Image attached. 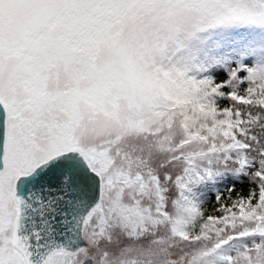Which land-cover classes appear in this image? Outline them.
Instances as JSON below:
<instances>
[{
	"label": "snow or ice",
	"instance_id": "6c2138e0",
	"mask_svg": "<svg viewBox=\"0 0 264 264\" xmlns=\"http://www.w3.org/2000/svg\"><path fill=\"white\" fill-rule=\"evenodd\" d=\"M155 6L0 0V264H264V69L153 71Z\"/></svg>",
	"mask_w": 264,
	"mask_h": 264
},
{
	"label": "rangeland",
	"instance_id": "374dc122",
	"mask_svg": "<svg viewBox=\"0 0 264 264\" xmlns=\"http://www.w3.org/2000/svg\"><path fill=\"white\" fill-rule=\"evenodd\" d=\"M153 2L156 6L138 18L126 34L132 46L146 58L153 71L172 75H180L185 71L183 63H175L172 59L173 53L181 49L177 35L183 36L188 41L195 39L196 42L210 43V47H213L217 40L210 42V39L217 36H234L231 35L234 33L232 29L238 25L251 27V50L256 59L261 60L258 65L254 64L251 69H247L248 74L264 69L263 0H234L240 7V10L235 12L216 7V0H154ZM162 57L167 61L164 67L166 72L160 68ZM242 68L245 66L243 65ZM237 71L242 72L238 68ZM216 78L219 81L226 79L225 83L229 82L227 86L229 89L236 88L241 81L235 74L230 79L225 73ZM223 90L225 91L226 88ZM223 102L228 103V99Z\"/></svg>",
	"mask_w": 264,
	"mask_h": 264
},
{
	"label": "trees",
	"instance_id": "16d2710c",
	"mask_svg": "<svg viewBox=\"0 0 264 264\" xmlns=\"http://www.w3.org/2000/svg\"><path fill=\"white\" fill-rule=\"evenodd\" d=\"M250 28L245 25L233 27L234 33L231 35L234 36H217L210 39V42L217 40L213 47H210V43L196 42L195 39L188 41L183 36L177 35L181 49L173 53L172 59L175 63L184 64L185 71H182L180 75L195 79H207L217 83V75L227 71L233 64L244 65L246 64L245 61H251V63L255 62L254 64L258 65L261 60L256 59L251 50ZM166 65V58L162 57L160 68L165 71ZM218 84L221 86L220 90L224 91L223 88L227 87L229 82H218ZM226 99H228L227 96L218 97L217 103L224 106L227 103H224L223 100Z\"/></svg>",
	"mask_w": 264,
	"mask_h": 264
},
{
	"label": "clouds",
	"instance_id": "9594fccd",
	"mask_svg": "<svg viewBox=\"0 0 264 264\" xmlns=\"http://www.w3.org/2000/svg\"><path fill=\"white\" fill-rule=\"evenodd\" d=\"M216 7H222V5H216ZM261 83H264V81H259V80H257V81L254 82V84H255L256 86H259Z\"/></svg>",
	"mask_w": 264,
	"mask_h": 264
},
{
	"label": "built area",
	"instance_id": "2783aa9c",
	"mask_svg": "<svg viewBox=\"0 0 264 264\" xmlns=\"http://www.w3.org/2000/svg\"><path fill=\"white\" fill-rule=\"evenodd\" d=\"M244 73H245V72H244ZM245 82H246V81H245ZM245 82H244V83H245Z\"/></svg>",
	"mask_w": 264,
	"mask_h": 264
}]
</instances>
